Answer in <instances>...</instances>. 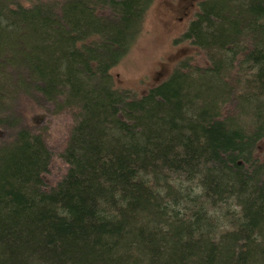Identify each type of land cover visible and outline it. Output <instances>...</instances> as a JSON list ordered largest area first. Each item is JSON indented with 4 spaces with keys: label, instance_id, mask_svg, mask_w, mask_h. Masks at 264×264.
<instances>
[{
    "label": "trees",
    "instance_id": "16d2710c",
    "mask_svg": "<svg viewBox=\"0 0 264 264\" xmlns=\"http://www.w3.org/2000/svg\"><path fill=\"white\" fill-rule=\"evenodd\" d=\"M151 1L0 0V264H264V0H200L210 66L134 96L110 69ZM20 98L78 109L52 186Z\"/></svg>",
    "mask_w": 264,
    "mask_h": 264
},
{
    "label": "rangeland",
    "instance_id": "374dc122",
    "mask_svg": "<svg viewBox=\"0 0 264 264\" xmlns=\"http://www.w3.org/2000/svg\"><path fill=\"white\" fill-rule=\"evenodd\" d=\"M200 0H152L142 20L141 28L123 58L110 69L115 88L140 96L149 88L165 81L177 68L209 67L203 50L182 39ZM240 87H234L239 89ZM237 92V91H236ZM236 92L222 103L219 116L232 117L238 124L247 115L237 106ZM16 124L38 134L51 153L45 180L54 185L65 173L66 163L60 157L75 121L78 109L58 106L44 100L20 98L15 102ZM10 129L0 127V145L11 137ZM264 150V137L257 144V154Z\"/></svg>",
    "mask_w": 264,
    "mask_h": 264
}]
</instances>
